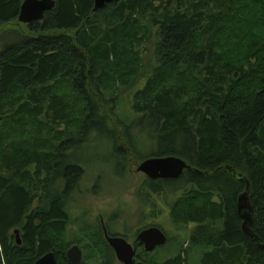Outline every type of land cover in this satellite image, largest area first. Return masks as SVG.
<instances>
[{
    "label": "trees",
    "instance_id": "trees-1",
    "mask_svg": "<svg viewBox=\"0 0 264 264\" xmlns=\"http://www.w3.org/2000/svg\"><path fill=\"white\" fill-rule=\"evenodd\" d=\"M55 1L30 34L0 36V264H36L50 252L70 264L68 204L86 174L78 153L95 136L107 141L123 175L133 129L154 145L135 156L141 164L177 157L190 167L142 188L149 198L189 187L172 216L197 225L190 248L162 264H189L192 248L204 249L200 264H264V0H119L97 12L94 0ZM24 2L0 0V31L19 22ZM227 167L250 182L261 244L243 233L246 185ZM100 237L86 260L98 246L111 264Z\"/></svg>",
    "mask_w": 264,
    "mask_h": 264
},
{
    "label": "rangeland",
    "instance_id": "rangeland-1",
    "mask_svg": "<svg viewBox=\"0 0 264 264\" xmlns=\"http://www.w3.org/2000/svg\"><path fill=\"white\" fill-rule=\"evenodd\" d=\"M12 31L21 35L30 34L28 25L17 22L1 29L0 36ZM154 50L155 47L151 44L144 50L145 66L150 68L158 65ZM123 101L126 106L119 114L121 117L130 109L127 96ZM131 134L135 139L136 151H132L133 155L126 158V171L123 175L117 174L113 157L110 155L113 149L107 141H101L102 139L95 136L92 142L78 153L77 158L86 162L84 164L86 174L69 200L68 207L72 221L66 232V243L69 244L68 251L74 246L82 249V260L85 264H104L107 261L109 263L108 259L103 260V256L99 254L101 251L98 246H92L94 257L89 261L86 260V257L90 256L86 250L89 241L92 240L95 245L101 242V235L104 237L102 221L108 233L124 237L131 244L136 245L138 259L145 261L146 264H151L150 262L162 264L175 257L179 251L190 248L191 236L197 225H178L172 216L173 206L189 187L185 188V185L177 184L175 188L178 190L165 187L161 194H154L149 198L141 195L148 178L138 172L141 163L135 156L148 157L152 154V150L154 151V145L150 140L143 138L138 130L133 129ZM151 227L161 228L168 237V243L152 253H147L139 246L137 238L142 231ZM110 249L112 252L106 251V253L108 258L112 259L111 264H114L116 255L113 249ZM192 249L187 257L188 263L200 264L204 249Z\"/></svg>",
    "mask_w": 264,
    "mask_h": 264
},
{
    "label": "water",
    "instance_id": "water-1",
    "mask_svg": "<svg viewBox=\"0 0 264 264\" xmlns=\"http://www.w3.org/2000/svg\"><path fill=\"white\" fill-rule=\"evenodd\" d=\"M119 0H94V12L101 11L107 6L115 4ZM55 0H25L22 5L19 22L24 25H32L36 22H43L47 13L56 9ZM227 170L240 182L246 185L245 192L239 197L237 210L242 221L243 233L257 244H261L260 238L252 230L253 216L250 201V182L241 174L227 167ZM186 170H190L187 163L177 157L150 158L144 161L138 168V172L144 174L152 181L158 180H179ZM103 222V221H102ZM104 224V222H103ZM17 244H22L20 230L14 232ZM104 234L107 243L116 254L118 264H134L136 250L123 237H112L104 226ZM137 240L144 245L147 252H154L158 248L167 245L168 237L159 227H151L142 231ZM264 246V244L262 245ZM67 258L70 264H81L83 259L82 250L78 246L72 247ZM36 264H58L53 252L41 257ZM143 264V263H138Z\"/></svg>",
    "mask_w": 264,
    "mask_h": 264
},
{
    "label": "flooded vegetation",
    "instance_id": "flooded-vegetation-1",
    "mask_svg": "<svg viewBox=\"0 0 264 264\" xmlns=\"http://www.w3.org/2000/svg\"><path fill=\"white\" fill-rule=\"evenodd\" d=\"M150 180V179H149ZM152 181V180H151ZM158 181H169V180H158ZM156 182V181H155ZM102 225H103V231H104V224H103V222H102ZM165 233V232H164ZM104 237H105V234H104ZM112 237H115V236H112ZM124 238V237H123ZM106 239V238H105ZM126 239V238H125ZM127 240V239H126ZM128 242H129V240H127ZM138 241V240H137ZM139 242V241H138ZM130 243V242H129ZM131 244V243H130ZM133 247H134V249L136 250V259H135V262H134V264H138V263H143V264H146L145 263V261H143V260H139L138 259V255H137V246L136 245H134V244H131ZM139 246H141V247H143L144 248V250H145V247H144V245L143 244H141L140 242H139ZM157 250V249H156ZM155 250V251H156ZM145 252H147L146 250H145ZM68 253V252H67ZM147 253H150V252H147ZM152 253V252H151ZM116 255V254H115ZM68 259V258H67ZM69 262V261H68ZM119 263V261L117 260V258H116V263H114V264H118Z\"/></svg>",
    "mask_w": 264,
    "mask_h": 264
},
{
    "label": "bare ground",
    "instance_id": "bare-ground-1",
    "mask_svg": "<svg viewBox=\"0 0 264 264\" xmlns=\"http://www.w3.org/2000/svg\"><path fill=\"white\" fill-rule=\"evenodd\" d=\"M19 21V20H18Z\"/></svg>",
    "mask_w": 264,
    "mask_h": 264
}]
</instances>
